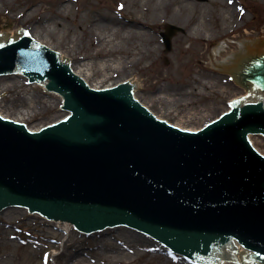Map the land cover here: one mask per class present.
Segmentation results:
<instances>
[{"label": "water", "instance_id": "1", "mask_svg": "<svg viewBox=\"0 0 264 264\" xmlns=\"http://www.w3.org/2000/svg\"><path fill=\"white\" fill-rule=\"evenodd\" d=\"M179 31L166 25V51ZM4 44L0 73L22 71L44 85L49 79L47 87L61 93L31 84L22 73L0 75V86L28 87L64 111L59 121L25 124L29 130L0 116V215L48 220L17 206L24 205L85 232L124 224L201 264L241 258L236 238L256 251L250 258L264 261V136L257 134L264 133V95L258 102L248 101L250 95L234 100L231 110L201 130L187 131L149 114L132 98L136 89L91 90L31 37L1 38ZM244 76L264 89V58ZM52 222L83 233L70 222ZM124 225L103 231L192 263Z\"/></svg>", "mask_w": 264, "mask_h": 264}, {"label": "rangeland", "instance_id": "2", "mask_svg": "<svg viewBox=\"0 0 264 264\" xmlns=\"http://www.w3.org/2000/svg\"><path fill=\"white\" fill-rule=\"evenodd\" d=\"M27 4L39 7L47 16L56 17L61 24L56 28V38L70 34L78 43L76 56L94 53L98 47L89 32L91 17L110 15L125 22L128 18H146V13L150 12L149 9L140 10L144 6L141 0L134 5L128 0H3L0 1V30L20 33L26 28L27 24L22 19H14V15ZM174 8L162 7L161 16L156 20L146 18L150 26L147 31L153 38L156 52L147 66L138 72L139 85H144L145 89L137 87V92L161 118L199 128L226 110L235 95L246 91L234 72L246 52L264 53V0H177ZM196 19L203 25L201 35L193 33L197 28ZM167 24L181 28L172 39L170 51H165L162 39ZM106 31L104 34L110 36ZM56 38L42 35L41 41L67 52L66 47L55 45ZM218 46L219 58L233 55L227 63L214 67L212 59L216 57L214 49ZM235 51L241 54L236 56ZM67 54L74 56V53ZM117 56L110 55L107 59H117ZM125 74L114 73L105 83L122 79ZM165 76L170 77L163 80ZM157 80L170 88H187L185 84L197 82L193 85L196 89L191 108L193 117H188L186 110L179 113L183 103L172 108L166 102L151 103L150 90ZM18 95L26 98L19 100ZM29 97L38 99L32 103ZM48 100L31 94L28 87L0 86L1 111L12 118L25 112L27 117L22 116L26 117L28 125L50 123L63 115L64 109L56 101ZM169 110H173L171 114L166 112ZM62 227L31 214L13 211L1 214L0 264H194L158 254L142 243L112 231L86 235L71 230L69 235Z\"/></svg>", "mask_w": 264, "mask_h": 264}, {"label": "bare ground", "instance_id": "3", "mask_svg": "<svg viewBox=\"0 0 264 264\" xmlns=\"http://www.w3.org/2000/svg\"><path fill=\"white\" fill-rule=\"evenodd\" d=\"M0 1L2 2L3 0ZM137 2H139V0H128V3L133 5ZM141 2H143L144 6L142 7L143 9L140 10H150L149 13H146V18H149L150 20H156L161 16L160 10L162 7H165L167 10L175 9L174 5L176 4L177 0H173L172 2H164L163 0L162 2H159V0H141ZM55 18L56 17L47 16L45 11L39 7L33 8L32 5L27 4L20 12L14 15V19H22V21L27 24V27L23 28L20 33L10 32L7 29L0 30V39L5 38L17 42L24 38V36L29 38L31 37L33 40L43 45V47H46L52 51L56 55L58 61L63 63V65L68 66L70 72L75 76V78L91 90L104 92L122 88L136 89L132 95L134 101L143 107L149 114H152L157 118H161V115L158 112L151 110V105L149 102L143 100V98L140 97L137 92V87H142L145 89L144 85H139V79L141 78L138 76V72H141L143 68L147 66L148 61L155 56L156 52V47L153 45V38L147 31V27L150 26L149 21L146 20V18L142 16L137 17L136 19L128 18L124 22L110 15L100 18L91 17V21L89 23V32L91 37L97 42L98 47L94 53H88L85 55L80 54L77 56L75 52L79 48L78 43L70 36V34L67 33L65 35H59L58 39L56 38V28L61 26V24L59 21L55 20ZM108 18L109 21H107ZM102 21L107 22L102 24ZM196 21L198 22L196 24L197 28L193 33H199L198 35H201L203 33V25L201 26V23L198 21V19H196ZM34 24L36 25L33 26ZM52 24H54V27ZM106 29L109 31L110 36L104 34L107 32ZM42 35L56 38L57 43H55V45L58 46V44H60L62 47H66L68 50L66 51L68 53H74V56L67 54V52L50 47L41 41ZM214 52V55L216 56L214 59H212L214 67H218L224 63H227L233 55L232 54L231 57L219 58V46L214 49ZM113 53L119 56H117V59H112L109 61L107 57L110 55L113 56ZM234 54L238 56V54L241 53L239 51H235ZM243 60L245 61L242 64H245L246 62L248 63L249 61L246 58ZM109 71L112 72L111 75L109 74ZM113 72L126 74L122 79L105 83V81H108L114 76ZM168 77L170 76H165L163 80ZM201 78L202 77H200V79ZM159 81L160 80L155 81L154 87L150 90L151 94L149 99L151 103L166 102L169 104V106H171V108L177 105V103H183V108L179 111V113L181 111L185 112L186 110L188 112V117H193L194 113L191 111V108H193L192 106L195 102L193 98L195 97L196 92V89L193 85L197 82L193 81L192 84H185L186 87L188 86L187 88H170V86H166V84H160ZM245 92L246 91L235 95L234 98L244 95ZM24 96L25 95H18L17 98L19 97V100H23ZM29 98L32 103L38 99H33V97ZM51 101L52 100L49 102ZM44 104H47V102H44ZM229 108L230 107L226 108V110ZM171 111L173 110L166 112L171 114ZM20 115H18L16 118H12L9 117L8 114L3 113L0 109V116L28 125V123L25 121L27 117L26 113L21 112ZM22 115H26V117ZM60 116L61 114L58 116V119H55L52 122L61 120L62 116ZM219 116L220 114L217 117ZM173 125L182 130L188 129L187 131H198L201 129V127H186L181 122H175ZM59 226L61 227V225ZM62 229L66 232V234H71L70 229L64 226ZM230 258H232L231 261L238 262V257L232 256Z\"/></svg>", "mask_w": 264, "mask_h": 264}]
</instances>
